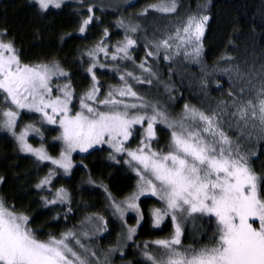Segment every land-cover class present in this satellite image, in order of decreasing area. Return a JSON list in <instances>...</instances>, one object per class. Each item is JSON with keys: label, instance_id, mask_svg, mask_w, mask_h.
Wrapping results in <instances>:
<instances>
[{"label": "trees", "instance_id": "obj_1", "mask_svg": "<svg viewBox=\"0 0 264 264\" xmlns=\"http://www.w3.org/2000/svg\"><path fill=\"white\" fill-rule=\"evenodd\" d=\"M159 4L160 0H64L60 8L40 12L33 0H0V30H6L8 38L14 40L24 63H58L68 76L55 81L69 83L79 97L93 86L87 71L93 63L98 65L94 71L100 91L106 94L122 85L120 77L126 72L148 76L138 67L146 53L155 52L154 45L173 34L172 30L187 17L207 15L199 58L177 56L174 47L167 51L160 48L159 55L148 58L155 73L152 83L135 84V90L170 119H176L185 105L216 110L224 102L231 104L237 94L246 96L240 89L248 87L249 76L259 86L264 77V0H175L176 11L170 13L150 7ZM89 7L94 19L81 33ZM132 27L137 30L132 32ZM126 37L136 40L130 49L132 60L120 59L122 54L116 53ZM101 46L108 49V55L99 51ZM114 53L117 60L111 59ZM166 55L170 59H165ZM229 93H233L232 98ZM77 102L74 100V105ZM27 126L39 129H28L27 142L58 158L64 150L63 142L56 139L61 134L59 126L45 123L38 113L21 110L14 131L19 134ZM140 133V126H136V133L128 141L131 149L139 144ZM229 135L248 156L249 166L262 178L264 188V139L256 133L249 137L247 131L241 134L235 125ZM169 143V129L157 124L153 148L166 151ZM71 160L73 167L65 173L50 161L22 152L12 132L0 127V200L28 216L29 226L41 240L69 231L87 233L96 250L91 257L94 264H107L100 253L110 250L114 257L108 264H151L146 251L162 255L164 250L152 242L170 239L174 233L170 217L154 226L152 210L163 208V201L151 195L139 197L137 203L143 214L139 227V213L122 204L138 192L142 183L133 167L135 162L125 163L129 157L115 153L106 144L87 152H72ZM49 173L51 183L37 188ZM59 189L66 191L67 199L47 203L56 198ZM115 204L125 208L123 216ZM129 227L136 228L131 240L127 239ZM216 227L215 217L193 214L181 222V243L185 248L210 244Z\"/></svg>", "mask_w": 264, "mask_h": 264}, {"label": "snow or ice", "instance_id": "obj_2", "mask_svg": "<svg viewBox=\"0 0 264 264\" xmlns=\"http://www.w3.org/2000/svg\"><path fill=\"white\" fill-rule=\"evenodd\" d=\"M62 2L33 0L40 12L60 8ZM150 7L164 13L176 11L175 0H160L159 5ZM87 11L89 15L82 22L81 33L94 19L93 9L89 7ZM208 20L207 15L187 17L172 30L173 34L158 41L154 45L156 51H148L138 65L148 76L142 78L132 71L126 72L120 77L122 86L110 88L106 94L100 91L94 71L98 65L93 63L87 69L93 86L79 97L69 83L63 86L54 83V78L68 76L58 63H24L14 40L8 38L6 30H0V127L12 132L22 152L31 153L40 161H50L65 173L73 167L72 152H87L97 145L106 144L115 153L127 155L129 160L125 163L135 162L133 167L142 183L139 191L122 204L139 213V227L143 219L137 203L139 197L146 194L157 197L164 207L152 210L154 226H159L165 217H170L174 225L170 239L152 242L164 250L162 255L145 252L151 264H264L262 178L249 166L248 156L241 151L238 141L229 135L235 125L241 134L247 131L249 137L256 133L264 139V77L257 86L249 76L248 87L240 89V93L247 95L232 98L233 93H229L231 104L224 102L218 109L208 111L185 105L176 119H170L158 105L146 101L134 87L152 83L155 73L148 58L159 55L160 48L167 51L174 47L175 55L198 59ZM135 45L136 40L126 37L116 53L122 54L120 59L132 60L130 49ZM99 51L108 55L103 46ZM116 53L112 60L118 59ZM76 99L79 108L74 111ZM20 110L40 113L45 123L59 126L61 134L56 139L63 142L64 150L58 158L27 142L28 129L37 132L39 129L27 126L19 134L14 131ZM157 124L169 129L166 151L152 146ZM136 126L141 129L140 140L131 149L128 141L136 133ZM51 176L49 173L36 187L49 185ZM67 195L64 189H59L56 198L47 203L64 202ZM114 206L123 216L125 208L121 204ZM193 214L215 217L217 227L210 244L185 248L181 243V222ZM28 222V216L18 214L0 200V264H94L91 257L95 253L82 243L78 233L69 231L41 240ZM127 231V239L131 240L136 228L129 227Z\"/></svg>", "mask_w": 264, "mask_h": 264}, {"label": "rangeland", "instance_id": "obj_3", "mask_svg": "<svg viewBox=\"0 0 264 264\" xmlns=\"http://www.w3.org/2000/svg\"><path fill=\"white\" fill-rule=\"evenodd\" d=\"M64 1V0H63ZM54 83L55 84H58V85H60V86H63L65 83H62V82H56L55 81V79H54ZM123 83V82H122ZM122 86V85H121ZM120 86V87H121ZM56 94H58V93H56ZM75 107H76V109L78 110V108H79V101L77 102V103H75ZM21 111V110H20ZM22 111H27V110H22ZM30 112H32V111H30ZM35 113H37V112H35ZM38 114H40V113H38ZM41 115V114H40ZM26 139H27V136H26ZM98 146V145H97ZM74 152H80L79 150H77V151H74ZM25 153H27V152H25ZM31 154V153H30ZM33 155V154H32ZM35 156V155H34ZM139 191V190H138ZM146 195H148V194H146ZM18 214H20V213H18ZM207 216H209V215H207ZM80 239L81 240H83V242H84V244H85V246L90 250V252H96V250H94L93 249V247L90 245V242H89V238L87 237V236H85L84 235V232H81L80 233ZM99 251V250H98ZM97 251V252H98ZM110 252V253H109ZM108 253H100L101 254V259L103 260L102 262H104V263H110L111 262V260H112V257H114V252H111V250L109 251Z\"/></svg>", "mask_w": 264, "mask_h": 264}]
</instances>
